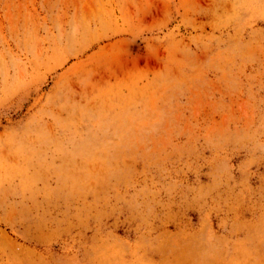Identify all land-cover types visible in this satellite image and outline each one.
Wrapping results in <instances>:
<instances>
[{
	"label": "rangeland",
	"instance_id": "374dc122",
	"mask_svg": "<svg viewBox=\"0 0 264 264\" xmlns=\"http://www.w3.org/2000/svg\"><path fill=\"white\" fill-rule=\"evenodd\" d=\"M0 264H264V0H0Z\"/></svg>",
	"mask_w": 264,
	"mask_h": 264
}]
</instances>
